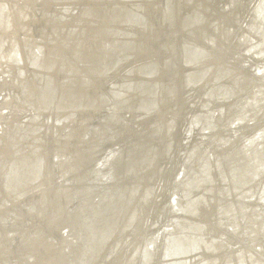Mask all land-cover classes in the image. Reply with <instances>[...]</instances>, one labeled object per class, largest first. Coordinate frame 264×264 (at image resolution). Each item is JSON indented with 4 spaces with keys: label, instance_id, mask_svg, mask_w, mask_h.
Returning a JSON list of instances; mask_svg holds the SVG:
<instances>
[{
    "label": "bare ground",
    "instance_id": "obj_1",
    "mask_svg": "<svg viewBox=\"0 0 264 264\" xmlns=\"http://www.w3.org/2000/svg\"><path fill=\"white\" fill-rule=\"evenodd\" d=\"M39 1L0 0V110L4 101L9 115V118L0 121V264H136L135 254L149 231L145 220L149 216L154 219L160 202L162 190L154 192L153 196L155 193L157 196L148 199L152 193L151 185L159 176V159L168 135L174 132L170 130V115L175 106V118L184 113V91L181 90L183 68L177 63L176 77L168 76L166 71L172 62L178 60L174 47L185 38L183 35L208 45L209 56L197 61L192 65L193 68L200 65L204 68L209 63H215L222 67L224 74L228 69V61L236 63L232 58L233 48L227 39V30L235 24V13L239 10L240 14V8L248 6L250 1L247 14L252 18H245V21L253 19L260 22L261 14L256 10L259 0H236L233 8L232 0H214V4L213 0H172L174 18L163 14L164 0ZM220 3H229L228 9L214 8L215 4ZM127 6L133 9L139 7L147 23L125 22L127 18L123 10ZM153 14H156L157 19ZM188 19H191V24L182 29V23ZM262 25H257L260 31L263 30ZM120 30L129 33V36L118 35ZM21 31L33 44L38 40L41 42L44 55H36L35 63L28 64L26 55L18 59L17 63L2 57L19 40ZM242 33L244 36L250 30L242 27ZM120 40L131 42V56H125L129 54L127 51L122 53V57L108 69ZM152 60L157 63L159 72L144 77L146 81L154 82L159 78L163 84H168L177 78L180 85L166 101L163 100L166 99L164 95L169 90L161 84L154 94L158 97L159 105L152 109L162 110L153 114L158 117V121L153 122V118L148 117L141 120L142 124L137 126V130L133 129L136 131H130L129 120L134 115L130 111L136 100L142 99V93L123 88H112L114 92H111L109 83H121L128 78L138 82V78L142 77L139 75L141 66ZM260 66L264 67L263 63L256 66L257 75L263 74ZM131 67V72L127 73ZM18 70L23 72L17 73ZM245 78L249 80V76ZM206 82L209 84L205 85ZM257 83L260 81L257 80ZM196 84L202 86L199 89L203 93L204 90L207 94L213 91L212 86L209 88L208 75ZM25 86L26 89L22 90ZM9 88H12L13 93ZM8 90L10 94H7ZM253 91V95H259L258 87ZM13 102L15 111L11 112L9 108ZM238 102L239 107L245 103L239 99L226 108ZM127 112L129 114H125ZM259 122L249 129V134L241 138L244 144L246 140L253 141L248 152L235 146L220 155V160L223 158L227 163L233 161L238 151H241L252 168L251 171L249 166H244L242 175L245 177L251 172L255 181L259 171L256 152L260 147L254 144L259 140L258 132L264 120ZM113 130L117 132L110 139L121 141L122 144L116 151L109 152L110 156L101 166L112 172L116 158L124 151L122 160L116 162L123 173L119 178L109 181V190L116 193L109 192L105 195L106 199L101 200V195L92 192V187L97 188L98 185H95L96 177L89 175V172L94 156H97L96 153ZM153 133L158 135L161 143L156 142L154 145V161L149 158L151 163H147L144 169L132 172L131 165L135 157L132 154L131 158L128 157L126 147L131 144L139 154L147 151L152 141L148 137ZM251 150L253 155L249 156ZM39 161L40 169L37 167ZM192 168L195 169L194 166ZM260 178L254 185L253 193L247 194L246 199H239L242 204H235L236 209L239 208L237 221L241 227L237 237L230 235L233 231L229 214L219 217L226 218L223 238L228 242L235 240L239 243L245 258L246 254L252 252L255 259L264 264V170ZM246 181L247 177L244 178ZM218 190L215 186L214 193L207 194L215 198L208 211H204V199L198 203L201 217L196 220L205 221L208 228L209 222L213 220V204ZM233 197L236 198V195ZM75 198L84 202L79 212L70 210ZM118 205L120 213L116 214L115 224L108 227L110 218H113L110 212ZM131 217L133 220L128 226ZM58 229L69 230L57 237ZM89 230L93 239L85 244L80 239L81 232L85 239H90ZM252 233L258 234V237L247 240ZM206 244L204 240L196 246L204 247ZM239 251L236 248L225 250L218 264H225L232 252L236 253L235 261L239 264ZM48 254L50 259L47 260L44 257ZM80 254L85 256L83 261H80ZM209 257L212 258H206ZM211 260L206 263L209 264ZM247 261L252 264L251 258Z\"/></svg>",
    "mask_w": 264,
    "mask_h": 264
},
{
    "label": "water",
    "instance_id": "obj_2",
    "mask_svg": "<svg viewBox=\"0 0 264 264\" xmlns=\"http://www.w3.org/2000/svg\"><path fill=\"white\" fill-rule=\"evenodd\" d=\"M42 1L43 0H40L39 2ZM232 1L233 4L231 7L233 8L236 0ZM249 5L246 7L242 6L240 8V14L239 10L236 11L235 24L227 30V39L233 48L232 58L236 63L228 61V65L226 66L228 69L224 74L222 67L215 63H209L205 65L204 68H202L201 65L193 68V64L200 61L206 55L207 57L209 56L210 47H208V49V45H202L195 42L189 35H183L185 38L182 39L180 44L177 43L174 47L175 52L177 51L178 60L177 62H172L166 71L168 76L172 75L176 77L178 72L177 63L183 68L184 73L182 76L183 83L181 85V90L184 91V94H182L184 113L175 118L173 116L177 109V106H175L173 108V113L170 115V130L171 132L174 130V132L173 135L172 133L168 135L167 144L164 146V151L159 159V176L155 183L151 185L152 193L151 197L148 199L151 200L154 192L157 193L159 190H162L159 196L160 202H158V208L155 211L154 219L152 216H149L145 220L146 225L149 226V231L144 235L142 243L139 244L138 252L135 254L136 264H207L206 261L209 259H212L209 264H218L225 250L235 248L236 250L240 249V256L237 255L239 264H250L251 262L247 261L250 258L252 264H260L257 259H255L254 253L249 252V255L246 254L247 258H245L239 243L235 240L228 242L227 239L225 240L223 238L225 237L224 233L226 229L223 223L226 221V218L219 217L224 214H229L231 217V231H233V234L230 235L237 237L241 231V227L237 221L239 208L236 209L235 204L236 202L242 204L239 199H246L247 194L253 193L254 185L261 179L260 175H262L264 170L263 125L258 132L259 140L257 144H254V146L259 145L260 147L256 152V162L259 167V171L256 174L258 178H256V181L255 179L253 180V174L251 175L250 172L245 176L248 178V181H246L247 183L244 182L245 177L242 175L243 168L244 166L250 167V165L248 164L246 155H241L240 152L242 148L248 152L253 141L246 140L244 144L241 138L245 134H249L248 131L254 124L264 120V67L260 66V70L263 74H256V66L261 65V63L264 65V25H262L264 24V0H259L256 7V10L258 9L261 14V23L253 19L245 21V18L251 17L247 14ZM163 6L165 11H163ZM217 7H221L222 10H227L229 3L226 5L223 3L215 4L214 8ZM162 12L163 14L166 13L169 15L170 18H172V16L174 18L175 8L172 0H164ZM123 13L127 18V21H125L127 23L134 22L143 25L147 23V19L143 12L139 10V7L133 9L131 6H127L123 10ZM245 13L247 15H244ZM153 16L156 18V14H153ZM190 24L191 19L184 20L182 29L188 27ZM260 24L263 29L261 31L260 26H257ZM166 27L172 28L169 25ZM242 27H247L250 33L243 36ZM163 29L165 32V27H163ZM117 34H121L123 37L129 36V33H124L123 30L118 31ZM24 36V32L21 31L19 40L10 47L11 49L9 48L5 51V54L2 56L4 60L17 63L18 59L26 55V57H28L27 63L32 64L36 62V55H44L39 40L37 43L33 44L30 38ZM117 46L119 48L115 51L108 69L122 57V53L127 51L129 54L125 56H131L129 51L132 50L133 46L130 41L120 40ZM78 53L79 52L75 55ZM132 68L133 67H131L127 73H130ZM215 68H217L216 71H214ZM140 70L139 75L142 77L138 78V82L133 78H128L121 83L115 81L109 83L111 92H114L112 88H123L142 93V99L139 101L136 100L135 105L130 111L134 112L132 119L129 120V124H131L130 131H136L137 126L142 124L141 120L148 117H152L153 122L158 121V117L153 114L160 113L162 110L160 109L157 111L152 109H155V107L159 105L158 97L154 94L161 88V84L169 90V92L164 95L166 99L163 100L166 101L176 93L175 90L180 85L177 78H173L172 82L168 84H163L159 78L154 82L146 81L144 77L153 76L156 72H159L158 65L153 60L144 63ZM20 72L22 73L23 71H17V73ZM206 75H208L210 79L209 88H211V86L213 87L211 94H207L204 89L203 93L202 90L199 89L202 86L196 84L202 81ZM245 76H249V80L246 79ZM252 77H254V79ZM14 79L17 80V77L14 76ZM257 80H259L260 83H257ZM208 84L209 82L205 83V85ZM257 87L259 88L257 92L259 95H253V90ZM25 89L26 86L22 90ZM41 89L43 90V88ZM9 90L12 91V88H9ZM9 90L7 94H10ZM116 95H118V92ZM236 96H238V98ZM239 99L244 100V105L239 107L240 103L238 102L226 108L227 105ZM1 105L0 121L3 118H9L4 101ZM13 105H15L14 102L9 108L11 112L15 111ZM128 112L125 114H129ZM136 114H139L138 117H136ZM126 123L128 124V122ZM2 124L6 126L5 123H1V125ZM214 129L218 132L216 130V132H213ZM239 130L240 133H238ZM116 132V130L111 131L108 139V136H106L105 139L107 140L96 153L97 156H94L92 169L91 172H89V175L96 177L95 185H98L97 188L92 187V192L95 195H101V200L106 199L105 195L109 194V192L112 194L116 193V191L109 190V181L119 178L123 173L116 162L122 160L125 154L124 151H121L116 158L114 163L115 168L112 172L109 173V171L101 166L107 157L110 156L109 152L116 151L118 146L122 144L121 141L110 139L114 137ZM211 133H213V135ZM126 134H128V132ZM149 138H152L151 143H149L150 146L147 151L141 154L135 152L131 144L126 147L128 157L131 158V154L135 157V161H133L131 165L132 172L144 169L147 163H151V159L149 158H152L154 161L156 153L153 148L156 142H160L158 141V135L156 133H153L148 139ZM1 143L2 141L0 140V144ZM228 144L230 145L228 146ZM235 146L241 147V151H238L233 161H228L226 163L223 158L220 160V155H223L230 148L234 149ZM248 155H253L252 150ZM40 166L41 161H39L37 165L38 169H40ZM193 166L195 169L192 168ZM164 174H167V176L164 177ZM239 174L241 177H239ZM166 177L167 180H164ZM231 183H233L232 187H230ZM215 186L219 190L216 194V202L213 204L215 207V212L212 216L213 220L211 219L209 222L210 226L208 228L205 221L197 222L196 220L201 217L198 203L204 199L202 205L205 206L204 211H208L211 204L214 203L212 200L215 198L210 195L207 196V194L214 193ZM156 193L153 198L157 196ZM234 194L236 198H238V201L233 197ZM261 195L263 194L261 193ZM254 196L255 195H252V197ZM83 206L84 202L75 198L70 210L71 212H79ZM117 213H120L119 205L110 212L113 218H110L108 227L115 224L114 219H116ZM132 220L133 218L131 217L128 226ZM219 221H221V223ZM257 221L259 222L260 220L258 219ZM216 222L219 223L216 224ZM67 227H69V225ZM68 230L69 229H67V231ZM56 231L57 237H61L67 233V231L62 229ZM89 232L91 233L90 239H85L81 232L80 239H83L85 244H88V242H91L93 239L92 232L90 230ZM257 237L258 234L252 233L248 236L247 240H254ZM95 239L96 237L94 238V242ZM144 239H146V241L143 244ZM204 240L207 241L205 245L206 248L205 246H196ZM43 241L46 242V239ZM257 243L259 244V240ZM35 246H39V244H35ZM194 246L196 247L192 248ZM256 247L257 245L254 246V248ZM235 254V252L230 253L225 264H236ZM208 256H212V258H206ZM44 258L47 260L50 259L49 254ZM84 258L85 256L80 254V261H83Z\"/></svg>",
    "mask_w": 264,
    "mask_h": 264
}]
</instances>
